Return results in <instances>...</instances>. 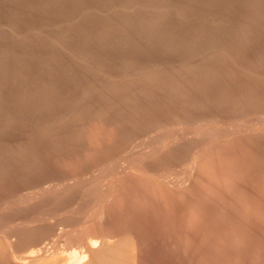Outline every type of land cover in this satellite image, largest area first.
Instances as JSON below:
<instances>
[{
  "label": "rangeland",
  "instance_id": "obj_1",
  "mask_svg": "<svg viewBox=\"0 0 264 264\" xmlns=\"http://www.w3.org/2000/svg\"><path fill=\"white\" fill-rule=\"evenodd\" d=\"M263 21L264 0H0V256L5 254L0 257V264L2 262L7 264L6 253L10 249L21 247L27 251L29 246L38 245V242L34 244L37 238L42 239L38 240V246L47 244L45 246L48 248L47 252L51 253L55 249H66L70 246L80 250L84 243L81 241L94 234L95 237H103L107 233L106 236L123 239L127 231L131 234L136 232L134 235L142 237L139 239L142 244L138 240L139 246L142 245L139 254L142 258H139L137 264H264ZM226 48L230 49L227 51ZM98 84L102 85L101 88ZM208 86L210 89L207 88ZM218 106L220 109L217 108ZM87 120L96 121L90 124ZM83 123L86 125L84 126ZM93 124L98 125L95 126L97 127L95 130ZM91 126L92 129L89 128ZM223 128L228 131L231 129L230 132L233 134L227 136ZM90 129L95 132L93 135ZM222 130L225 136L220 134ZM89 131L91 133L86 135ZM211 133H215L214 136ZM89 136L91 142H87ZM162 144L164 146L168 144L167 152L166 150L160 152L162 155L164 153L163 157L157 151ZM183 146L184 149H181ZM171 147L174 150L178 148L181 155ZM200 149L206 150L204 153L206 155L200 153L199 159L198 153L202 152ZM216 150L219 152L216 153ZM154 151L161 156L157 157L159 154L156 153L158 154L156 156ZM239 152H242L241 155ZM225 153L227 154L224 155ZM165 154H169V157ZM175 155L178 156L177 159ZM205 157H209L206 163ZM223 157L226 159L224 160ZM202 158V162L206 165L212 161L210 167L207 165L209 169L201 163ZM198 160L200 161L198 163L205 167L199 166ZM113 163H117L120 169ZM156 163L159 164L157 167ZM213 163L217 170L222 167L223 171H220L229 179L222 176V173L214 168ZM141 167H144V172L148 171V173H144ZM207 169L209 172L216 170L215 174L221 175L222 181L225 180L226 183L219 180L220 185H216L219 181L215 180H218L216 177L219 176L212 172L213 175H209L211 173L208 171L204 174ZM118 170L121 171L117 172ZM120 173L123 174L121 176L123 179ZM207 174L209 177L214 176L213 179L211 178L214 184L209 183L210 178ZM114 175L119 176L121 182L114 184L113 193L107 195L103 186L117 178ZM204 176L209 178L207 179L209 182ZM191 177L193 179L196 177L195 181ZM198 184L199 186H196ZM163 185H166L167 190L171 188L169 190L171 194L164 195L166 189H163ZM45 186L54 191L52 189L49 191L50 189ZM100 190L105 191L98 194ZM28 191L31 194H38L39 197L24 199V195L30 193ZM40 192L42 195L39 194ZM105 194L106 196L102 197ZM178 194L181 196L187 194L185 197L187 199L183 196L178 197ZM16 199L23 200L22 204L20 201L16 202ZM154 203L157 205H153ZM99 206L101 208H98ZM95 214L96 216H93ZM29 226L34 229L31 227L29 229ZM188 230L189 232H186ZM167 233L168 236H165ZM75 238H79L77 241L82 240L77 242ZM30 239L34 243H31ZM5 240H8L11 246L7 245ZM40 241L44 242L40 244ZM15 243H19L20 246L16 244L19 246L16 247L13 245ZM23 243L24 246L21 245ZM77 246H80V249ZM50 248L52 251H49Z\"/></svg>",
  "mask_w": 264,
  "mask_h": 264
},
{
  "label": "bare ground",
  "instance_id": "obj_2",
  "mask_svg": "<svg viewBox=\"0 0 264 264\" xmlns=\"http://www.w3.org/2000/svg\"><path fill=\"white\" fill-rule=\"evenodd\" d=\"M123 2V1H122ZM126 2V1H125ZM246 18V17H245ZM251 18H253V17H251ZM242 19V18H241ZM244 19V18H243ZM254 19V18H253ZM260 19V18H259ZM233 20H235V19H233ZM257 20V19H256ZM237 21V20H236ZM247 21V20H246ZM241 22V21H240ZM248 22V21H247ZM246 22V23H247ZM264 22V21H263ZM237 23V22H236ZM255 23V22H254ZM258 23V22H257ZM251 24V26H252V23H250ZM263 24V23H262ZM244 25V24H243ZM237 26V25H236ZM254 26V25H253ZM243 31V30H242ZM245 31V30H244ZM248 32V31H247ZM245 33V32H244ZM185 35V34H184ZM213 35V34H212ZM234 35V34H233ZM246 35V34H245ZM206 36V35H205ZM188 37H189V35H188ZM196 37H198L197 35H196ZM200 37H201V35H200ZM244 37V36H243ZM54 38V37H53ZM160 38V37H159ZM165 38V37H164ZM214 38V37H213ZM216 38V37H215ZM219 38V37H218ZM239 38V37H238ZM237 38V39H238ZM189 39V38H188ZM191 39V38H190ZM194 39V38H193ZM210 39V38H209ZM242 39V38H241ZM168 40V39H167ZM213 40V39H212ZM218 40V39H217ZM240 40V39H239ZM243 40V39H242ZM162 41V40H161ZM189 41V40H188ZM203 41V40H202ZM221 41V40H220ZM219 41V42H220ZM227 41H229V40H227ZM234 41H236V39L234 40ZM164 42V41H163ZM169 42V41H168ZM218 42V43H219ZM223 42V41H222ZM239 42V41H238ZM237 42V43H238ZM180 43V42H179ZM202 43H204V42H202ZM217 43V44H218ZM229 43V42H228ZM234 43V42H233ZM166 44V43H165ZM193 44V43H192ZM197 44V43H196ZM212 44V43H211ZM221 44V43H220ZM241 44H242V42H241ZM219 45V44H218ZM225 45V44H224ZM224 45H223V47H224ZM230 45V44H229ZM190 46V45H189ZM194 46V45H193ZM240 46L241 45H239V48H240ZM183 47V46H182ZM188 46H186V48H187ZM195 47V46H194ZM200 47V46H199ZM206 47V46H205ZM234 46H232V48H233ZM221 48V47H220ZM220 48H218L219 50H220ZM242 48V47H241ZM257 48V47H256ZM196 49V48H195ZM203 49V48H202ZM210 49V48H209ZM227 49V48H226ZM230 49V48H229ZM229 49H227V51L229 50ZM235 49V48H234ZM243 49V48H242ZM174 50V49H173ZM188 50H190V49H188ZM199 50H201V49H199ZM198 50V51H199ZM205 50V49H204ZM253 50H254V48H253ZM256 50V49H255ZM214 51V50H213ZM212 51V52H213ZM222 51H223V48H222ZM245 51V50H244ZM260 51V50H259ZM259 51H257V52H259ZM190 52V51H189ZM215 52V51H214ZM218 52V51H217ZM239 52V51H238ZM256 52V51H255ZM179 53V52H178ZM183 53V52H182ZM193 53V52H192ZM240 53V52H239ZM245 53V52H244ZM244 53H241V54H244ZM247 53V52H246ZM187 55H189V53H186ZM218 54V53H217ZM257 54V53H256ZM210 55V54H209ZM213 55V54H212ZM252 55H253V53H252ZM251 55V56H252ZM182 56V55H181ZM216 56V55H215ZM218 56V55H217ZM225 56V55H224ZM179 57V56H178ZM198 57V56H197ZM211 57V56H210ZM239 57H241V56H239ZM250 57V56H249ZM255 57V56H254ZM180 58V57H179ZM191 58V57H190ZM203 58V57H202ZM214 58V57H213ZM221 58V57H220ZM225 58V57H224ZM255 58H257V56L255 57ZM184 59V58H183ZM182 59V60H183ZM194 59V58H193ZM208 59V58H207ZM206 59V60H207ZM216 59H219V58H216ZM226 59H228V58H226ZM243 59V58H242ZM246 59V58H245ZM247 59H248V57H247ZM84 60V59H83ZM176 60V59H175ZM210 60V59H209ZM252 60V59H251ZM250 60V61H251ZM163 61V60H162ZM194 61V60H193ZM245 61V60H244ZM253 61V60H252ZM158 62H160V61H158ZM169 62V61H168ZM183 62V61H182ZM187 62H189V60L187 61ZM220 62V61H219ZM179 63H181V62H179ZM204 63V62H203ZM206 63V62H205ZM213 63H215V62H213ZM218 63V62H217ZM246 63V62H245ZM262 63V62H261ZM147 64H149V63H147ZM163 64V63H162ZM184 64V63H183ZM190 64H191V62H190ZM195 64V63H194ZM219 64H221V63H219ZM223 64V63H222ZM235 64H236V60H235ZM238 64V63H237ZM240 64V63H239ZM126 65V64H125ZM159 65V64H158ZM168 65V64H167ZM206 65V64H205ZM211 65V64H210ZM234 65V64H233ZM264 65V64H263ZM139 66H141V65H139ZM143 66H145V65H143ZM194 66V65H193ZM195 66H197L196 64H195ZM194 66V67H195ZM201 66V65H200ZM216 66V65H215ZM232 66V65H231ZM239 66V65H238ZM125 67V66H124ZM131 67H132V64H131ZM135 67V66H134ZM99 68V67H98ZM128 68V67H127ZM142 68V67H141ZM147 68V67H146ZM170 68V67H169ZM189 68H190V66H189ZM192 68V67H191ZM205 68H207V67H204V69ZM212 68V67H211ZM217 68V67H216ZM236 68V67H235ZM257 68H258V66H257ZM123 69V68H122ZM129 69V68H128ZM138 69V68H137ZM136 69V70H137ZM183 69V68H182ZM200 70H201V68H199ZM241 69V68H240ZM126 70V69H125ZM170 70V69H169ZM184 70V69H183ZM195 70V69H194ZM206 70H208V69H206ZM214 70H216V69H214ZM218 70V69H217ZM216 70V71H217ZM220 70H222L221 68H220ZM260 70V69H259ZM128 71V70H127ZM132 71V70H131ZM170 71H172V70H170ZM264 71V70H263ZM262 71V72H263ZM130 72V71H129ZM143 72V71H142ZM186 72H188V71H186ZM192 72V71H191ZM194 72V71H193ZM203 72V71H202ZM126 73V72H125ZM137 73V72H136ZM145 73V72H144ZM153 73V72H152ZM151 73V74H152ZM211 73V72H210ZM249 73V72H248ZM122 74V73H121ZM135 74V73H134ZM155 74H157V73H155ZM154 74V75H155ZM192 74V73H191ZM190 74V75H191ZM264 74V73H263ZM132 75V74H131ZM149 75V74H148ZM203 75H205V74H203ZM210 75V74H209ZM133 76V75H132ZM170 76V75H169ZM252 76V75H251ZM250 76V77H251ZM263 76V75H262ZM131 77V76H130ZM128 78V77H127ZM164 78V77H163ZM178 78V77H177ZM189 78V77H188ZM212 78V77H211ZM179 79V78H178ZM193 79V78H192ZM203 79V78H202ZM200 81V80H199ZM203 81H204V79H203ZM179 82V81H178ZM183 82V81H182ZM193 82V81H192ZM207 81H205V83H206ZM165 83V82H164ZM190 83H191V80H190ZM203 83V82H202ZM225 83V82H224ZM223 83V84H224ZM236 83V82H235ZM189 84V83H188ZM199 84V83H198ZM234 84V83H233ZM242 84V83H241ZM240 84V85H241ZM162 85H164L163 84V82H162ZM168 85H170V84H168ZM176 85V84H175ZM194 85H195V83H194ZM204 85V84H203ZM207 85V84H206ZM258 85V84H257ZM98 86H100V88H101V86L102 85H99L98 84ZM161 86V85H160ZM170 86H172V85H170ZM179 86H183V85H179ZM189 86V85H188ZM200 86V85H199ZM211 86V85H210ZM227 86V85H226ZM229 86H231V85H229ZM251 86V85H250ZM253 86V85H252ZM105 87V86H104ZM162 87V86H161ZM192 87V86H191ZM195 87V86H194ZM204 87V86H203ZM214 87H216V86H214ZM221 87V86H220ZM238 87H239V85H238ZM97 88V87H96ZM186 88H188V87H186ZM201 88V87H200ZM208 89H210L209 88V86L207 87ZM218 88V87H217ZM175 89V88H174ZM180 89H182V88H180ZM197 89V88H196ZM215 89V88H214ZM219 89V88H218ZM221 90H223L222 88H220ZM219 89V90H220ZM225 89V88H224ZM231 89V88H230ZM256 89V88H255ZM258 89V88H257ZM168 90H170V89H168ZM187 90V89H186ZM239 90V89H238ZM249 90H251V89H249ZM264 90V89H263ZM173 91V90H172ZM184 91V90H183ZM253 91H254V89H253ZM176 92V91H175ZM180 92V91H179ZM186 92V91H185ZM188 92V91H187ZM191 92V91H190ZM212 92V91H211ZM214 92V91H213ZM217 92H218V90H217ZM227 92H229V91H227ZM189 93V92H188ZM192 93V92H191ZM220 93H221V91H220ZM219 93V94H220ZM226 93V92H225ZM230 93V92H229ZM233 93V92H232ZM207 94V93H206ZM209 94V93H208ZM212 94V93H211ZM214 94V93H213ZM191 95V94H190ZM217 95V94H216ZM222 95V94H221ZM254 95V94H253ZM195 96V95H194ZM201 96H203V95H201ZM207 96V95H206ZM210 96V95H209ZM225 96V95H224ZM228 96V95H227ZM251 96V95H250ZM165 97V96H164ZM190 97V96H189ZM188 97V98H189ZM199 97H200V95H199ZM216 97V96H215ZM214 97V98H215ZM221 97V96H220ZM220 97L218 98L217 97V99H220ZM229 97V96H228ZM242 97V96H241ZM183 98V97H182ZM181 98V99H182ZM191 98H194V97H191ZM201 98V97H200ZM199 98V99H200ZM213 98V97H212ZM225 98V97H224ZM230 98V97H229ZM254 98V97H253ZM131 100H132V98H130ZM135 99V98H134ZM186 99V98H185ZM203 99V98H202ZM231 99V98H230ZM244 99V98H243ZM245 99H247V98H245ZM184 100V99H183ZM187 100V99H186ZM211 100V99H210ZM216 100V99H215ZM222 100V99H221ZM224 100V99H223ZM226 100V99H225ZM228 100V99H227ZM259 100V99H258ZM134 101V100H133ZM189 101V100H188ZM204 101V100H203ZM207 101V100H206ZM220 101V100H219ZM230 101V100H229ZM228 101V102H229ZM233 101V100H232ZM209 102V101H208ZM207 102V103H208ZM215 102V101H214ZM239 102V101H238ZM243 102V101H242ZM248 102V101H247ZM252 102H253V100H252ZM179 103V102H178ZM177 103V104H178ZM227 103V102H226ZM232 103V102H231ZM261 103V102H260ZM131 104V103H130ZM182 104H184V103H182ZM201 104V103H200ZM214 104H217V103H214ZM238 104V103H237ZM188 105V104H187ZM193 105V104H192ZM208 105H210V104H208ZM220 105V104H219ZM227 105H228V103H227ZM96 106H99V105H96ZM126 106V105H125ZM178 106H179V104H178ZM188 106H190V105H188ZM198 106V105H197ZM204 106V105H203ZM215 106V105H214ZM224 106V105H223ZM229 106H231V105H229ZM255 106V105H254ZM257 106V105H256ZM95 107V106H94ZM127 107V106H126ZM210 107V106H209ZM213 107V106H212ZM221 107V106H220ZM233 107V106H232ZM236 107H237V105H236ZM99 108V107H98ZM101 108V107H100ZM99 108V109H100ZM175 108V107H174ZM179 108V107H178ZM177 108V109H178ZM195 108V107H194ZM207 108V107H206ZM215 108V107H214ZM217 108H219V106L217 107ZM240 108V107H239ZM256 108V107H255ZM94 109V108H93ZM98 109V110H99ZM126 109V108H125ZM134 109V108H133ZM176 109V108H175ZM203 109V108H202ZM220 109V108H219ZM227 109V108H226ZM230 109V108H229ZM237 109V108H236ZM263 109V108H262ZM132 110V109H131ZM166 110V108H164V111ZM170 110V109H169ZM185 110H186V108H185ZM251 110V109H250ZM260 110V109H259ZM100 111V110H99ZM184 111V110H183ZM209 111V110H208ZM125 112V111H124ZM168 112H170V111H168ZM205 112V111H204ZM218 112H220L219 110H218ZM223 112H224V110H223ZM226 112V111H225ZM246 112V111H245ZM263 112V111H262ZM93 113V112H92ZM100 113V112H99ZM102 113V112H101ZM127 113V112H126ZM130 113H132V112H130ZM161 113V112H160ZM167 113V112H166ZM178 113V112H177ZM186 113V112H185ZM188 113V112H187ZM186 113V114H187ZM201 113V112H200ZM199 113V114H200ZM221 113V112H220ZM234 113H235V111H234ZM233 113V114H234ZM251 113V112H250ZM258 113V112H257ZM91 114V113H90ZM96 114H98V113H96ZM156 115H158L157 113H155ZM162 114V113H161ZM168 114V113H167ZM183 114V113H182ZM191 114H192V112H191ZM191 114H189V115H191ZM196 114V113H195ZM205 114V113H204ZM219 114V113H218ZM229 114V113H228ZM232 114V115H233ZM264 114V113H263ZM128 115H129V113H128ZM144 115V114H143ZM165 116H166V114H164ZM172 115V114H171ZM185 115V114H184ZM201 115V114H200ZM212 115V114H211ZM221 115V114H220ZM96 116V115H95ZM94 116V117H95ZM97 116H99V115H97ZM100 116H101V114H100ZM103 116V115H102ZM126 116V115H125ZM130 116V115H129ZM149 116V115H148ZM153 116V115H152ZM174 115H172V117H173ZM195 116H197V115H195ZM194 116V117H195ZM208 116V115H207ZM228 116V115H227ZM241 116V115H240ZM89 117V116H88ZM91 117V116H90ZM104 117V116H103ZM121 117H122V115H121ZM156 117V116H155ZM167 117V116H166ZM171 117V118H172ZM176 117V116H175ZM182 117V116H181ZM184 117V116H183ZM205 117V116H204ZM212 117V116H211ZM231 117V116H230ZM81 117H79V119H80ZM132 118V117H131ZM145 118V117H144ZM152 118V117H151ZM161 118V117H160ZM163 118H164V116H163ZM162 118V119H163ZM174 118V117H173ZM189 118V117H188ZM187 117H186V119H188ZM192 118V117H191ZM190 118V119H191ZM201 118V117H200ZM209 118V117H208ZM220 118V117H219ZM223 118V117H222ZM235 118V117H234ZM82 119V118H81ZM80 119V120H81ZM90 119V118H89ZM99 119V118H98ZM129 119V118H128ZM147 119V118H146ZM168 119V118H167ZM170 119V118H169ZM176 119V118H175ZM195 119V118H194ZM100 120V119H99ZM121 120V119H120ZM122 120H123V118H122ZM130 120V119H129ZM145 120V119H144ZM151 120V119H150ZM156 120V119H155ZM165 120V119H164ZM197 120V119H196ZM202 120V119H201ZM208 120V119H207ZM82 121V120H81ZM87 121H89V120H87ZM92 121H94V120H92ZM90 122V124L91 123H93V122ZM96 121V120H95ZM94 121V122H95ZM148 121H149V119H148ZM148 121H146V122H148ZM151 121H153V120H151ZM163 121V120H162ZM167 121V120H166ZM181 121V120H180ZM183 121V120H182ZM189 121V120H188ZM194 121V120H193ZM192 120H191V122H193ZM206 121V120H205ZM211 121V120H210ZM250 121V120H249ZM263 121V120H262ZM84 122V121H83ZM101 122H102V120H101ZM128 122V121H127ZM135 122V121H134ZM140 122V121H139ZM154 122V121H153ZM160 122V121H159ZM158 122V123H159ZM169 122V121H168ZM190 122V123H191ZM202 122V121H201ZM79 123V122H78ZM104 123H106V121L104 122ZM155 123V122H154ZM163 123V122H162ZM200 123V122H199ZM210 123V122H209ZM219 123V122H218ZM248 123H250V122H248ZM255 123V122H254ZM259 123H260V121H259ZM262 123V122H261ZM84 124V123H83ZM96 124H97V122H96ZM123 124V123H122ZM121 124V125H122ZM128 124V123H127ZM130 124V123H129ZM128 124V125H129ZM135 124V123H134ZM138 124V123H137ZM136 124V125H137ZM144 124H145V122H144ZM206 124V123H205ZM264 124V123H263ZM86 124H84V126H85ZM88 125V124H87ZM94 125V124H93ZM99 125H100V123H99ZM140 125H141V123H140ZM159 125V124H158ZM180 125V124H179ZM199 125V124H198ZM222 125V124H221ZM227 125V124H226ZM241 125V124H240ZM246 125V124H245ZM83 126V125H82ZM95 126H98V125H94L93 127V129L95 130L96 128H95ZM105 127H106V125H104ZM109 126H111V125H109ZM154 126V125H153ZM156 126V125H155ZM154 126V127H155ZM235 126V125H234ZM237 126H238V124H237ZM250 126V125H249ZM258 126V125H257ZM261 126V125H260ZM147 127H149V126H147ZM157 127V126H156ZM196 127V126H195ZM221 127V126H220ZM226 127V126H225ZM240 127V126H239ZM244 127V126H243ZM89 128H91L92 129V126L91 127H89ZM101 128V127H100ZM99 128V129H100ZM111 128H114V127H111ZM163 128H164V126H163ZM213 128V127H212ZM216 129H217V126L215 127ZM233 128V127H232ZM252 128V127H251ZM257 128V127H256ZM90 129V131H92ZM98 129V130H99ZM115 129V128H114ZM129 129V128H128ZM149 129V128H148ZM152 129V128H151ZM159 129V128H158ZM168 129V128H167ZM171 129V128H170ZM198 129H200V128H198ZM206 129V128H205ZM214 129V128H213ZM215 129V130H216ZM224 129V128H223ZM234 129V128H233ZM255 129V128H254ZM85 130H86V128H85ZM85 130H83V131H85ZM89 130V129H88ZM104 130V129H103ZM133 130V129H132ZM172 130H173V128H172ZM181 130V129H180ZM187 130V129H186ZM215 130H211V131H215ZM224 130H226V129H224ZM224 130H222V132L220 133V134H223V133H225V132H223ZM230 131H231V129H229ZM256 130V129H255ZM78 131V130H77ZM88 132V134H86L85 132V134L86 135H89V133H91V132ZM97 131V130H96ZM102 131V130H101ZM108 130H106V133H108L107 132ZM110 131V130H109ZM121 130H119V132H120ZM141 131V130H140ZM149 131V130H148ZM175 131V130H174ZM188 131V130H187ZM193 131V130H192ZM202 131H204V130H202ZM211 131H208L209 133L211 132ZM220 131V130H219ZM228 130H226V134H227V136L228 135H232L233 134V132H230V131H228ZM239 131V130H238ZM257 131V130H256ZM261 131V130H260ZM263 131V130H262ZM93 132L94 131H92V134L91 135H93ZM98 132V131H97ZM103 132V131H102ZM122 132V131H121ZM125 132H126V130H125ZM131 132V131H130ZM135 132V131H134ZM137 132V131H136ZM139 132V131H138ZM142 132H144V130L142 131ZM147 132V131H146ZM179 132V131H178ZM181 132V131H180ZM185 132V131H184ZM201 132V131H200ZM216 132V131H215ZM95 133V132H94ZM99 133V132H98ZM105 133V132H104ZM113 133V132H112ZM123 133V132H122ZM192 133V132H191ZM190 133V134H191ZM194 133V132H193ZM197 133V132H196ZM204 133V132H203ZM202 133V134H203ZM217 133H219L218 131H217ZM234 133H235V131H234ZM237 133V132H236ZM261 133V132H260ZM103 134V133H102ZM121 134V133H120ZM131 134V133H130ZM139 134V133H138ZM149 134V133H148ZM182 134V133H181ZM211 134H213V136H214V134L215 133H211ZM84 135V134H83ZM97 135V134H96ZM122 135V134H121ZM165 135V134H164ZM178 135H179V133H178ZM184 135V134H183ZM224 136H225V134H223ZM255 135V134H254ZM98 136V135H97ZM103 136V135H102ZM119 136V135H118ZM129 136V135H128ZM150 135H148V137H149ZM160 136V135H159ZM196 136H198V135H196ZM202 136V135H201ZM205 136H207V135H205ZM205 136H203V137H205ZM216 136V135H215ZM238 136V135H237ZM249 136H251V135H249ZM88 137V136H87ZM94 137V136H93ZM92 137V138H93ZM105 137H106V135H105ZM109 137V136H108ZM110 137H112V135H110ZM125 137V136H124ZM135 137V136H134ZM133 137V138H134ZM145 137V136H144ZM154 137V136H153ZM174 137H176V136H174ZM202 137V138H203ZM209 137H210V135H209ZM89 138H90V136H89ZM98 138V137H97ZM104 138V137H103ZM102 138V139H103ZM121 138V137H120ZM132 138V137H131ZM139 138V137H138ZM180 138H182V137H180ZM217 138H219V137H217ZM223 138V137H222ZM99 139H101V137L99 138ZM110 140H111V138H109ZM142 139V138H141ZM140 139V140H141ZM147 139V138H146ZM161 139V138H160ZM167 139V138H166ZM173 139V138H172ZM176 139V138H175ZM193 139V138H192ZM212 139V138H211ZM238 139V138H237ZM256 139V138H255ZM87 140V139H86ZM91 140V138L89 139V141H87V142H91L90 141ZM108 140V139H107ZM106 140V141H107ZM128 140V139H127ZM132 140V139H131ZM199 140V139H198ZM205 140V139H204ZM222 140V139H221ZM247 140V139H246ZM259 140V139H258ZM100 141V140H99ZM118 141H119V139H118ZM117 141V142H118ZM137 141H139V139L137 140ZM158 141V140H157ZM160 141V140H159ZM168 141V140H167ZM180 141V140H179ZM212 141V140H211ZM227 141V140H226ZM229 141V140H228ZM261 141H262V138H261ZM260 141V142H261ZM95 142H96V140H95ZM104 142V141H103ZM121 142H123V141H121ZM171 142V141H170ZM173 142V141H172ZM187 142V141H186ZM209 142V141H208ZM251 142V141H250ZM259 142V141H258ZM83 143V142H82ZM129 143H131V142H129ZM140 143V142H139ZM164 143V142H163ZM168 143V142H167ZM174 143V142H173ZM181 143V142H180ZM204 143V142H203ZM229 143V142H228ZM81 144V143H80ZM91 144V143H90ZM94 144V143H93ZM102 144V143H101ZM104 144V143H103ZM124 144H126V143H124ZM152 144V143H151ZM191 144V143H190ZM204 144H206V143H204ZM210 144V143H209ZM217 144H219V143H217ZM221 144V143H220ZM225 144V143H224ZM235 144V143H234ZM253 144V143H252ZM256 144V143H255ZM254 144V145H255ZM92 145V144H91ZM97 145H100V144H97ZM96 145V146H97ZM135 146H136V143L134 144ZM169 145H170V143H169ZM184 145V144H183ZM189 145V144H188ZM243 145V144H242ZM256 145H258V144H256ZM261 145V144H260ZM81 146H83V145H81ZM87 146V145H86ZM148 146H150V145H148ZM166 146H167V148H168V144L167 145H163L162 144V147L159 149V150H157L159 153L160 152H162L163 150H166ZM176 146V145H175ZM190 146V145H189ZM193 146V145H192ZM204 146V145H203ZM239 146V145H238ZM249 146V145H248ZM92 147H94V146H92ZM147 147V146H146ZM154 147V146H153ZM159 147V146H158ZM170 147V146H169ZM177 147V146H176ZM196 147V146H195ZM194 147V148H195ZM221 147V146H220ZM243 147V146H242ZM84 148V147H83ZM87 148V147H86ZM99 148V147H98ZM129 148V147H128ZM127 148V149H128ZM134 148V147H133ZM151 148V147H150ZM157 148V147H156ZM188 148V147H187ZM193 148V149H194ZM213 148H215V147H213ZM217 148V147H216ZM89 149V148H88ZM126 149V150H127ZM131 149V148H130ZM154 150H155V148H153ZM171 149H172V147H171ZM178 149V148H177ZM176 149V150H177ZM180 149V148H179ZM181 149H184V146H183V148H181ZM189 149V148H188ZM192 149V150H193ZM199 149V148H198ZM204 149V148H203ZM201 150L202 152H199L198 150H195V151H197V152H199L198 154L200 155H198L196 152H193L194 154L196 153L198 156H199V159H200V157H201V154L203 153H205V151L206 150ZM206 149V148H205ZM219 149V148H218ZM227 149V148H226ZM242 149V148H241ZM82 150H84V149H82ZM92 150V149H91ZM125 150V151H126ZM169 150V149H168ZM172 150H174V149H172ZM176 150H174V151H176ZM220 150V149H219ZM219 150H216V153H218L219 152ZM87 151V150H86ZM130 151V150H129ZM178 151V150H177ZM204 151V152H203ZM213 151V150H212ZM218 151V152H217ZM228 151V150H227ZM242 151V150H241ZM251 151V150H250ZM249 151V152H250ZM85 152V151H84ZM139 152V151H138ZM138 152H136V154L138 153ZM147 152V151H146ZM158 152H156V151H154L153 153L156 155V153H158ZM163 152H165V151H163ZM166 152H167V150H166ZM169 152V151H168ZM182 152V151H181ZM221 152V151H220ZM244 152V151H243ZM143 153V152H142ZM149 153H150V151H149ZM152 153V152H151ZM152 153V154H153ZM158 153V154H159ZM178 153H179V151H178ZM201 153V154H200ZM242 153V152H241ZM241 153L239 152V154L241 155ZM247 153H248V151H247ZM262 153V152H261ZM135 154V153H134ZM151 154V155H152ZM153 154V155H154ZM157 154V155H158ZM161 154V153H160ZM156 155L157 157H159V156H161V155ZM175 154V153H174ZM180 154V153H179ZM190 154V153H189ZM213 154H215V153H213ZM220 154V153H219ZM227 153H225L224 155H226ZM234 154V153H233ZM238 154V153H237ZM246 154V153H245ZM112 155H114V154H112ZM147 155V154H146ZM145 155V156H146ZM154 155V156H155ZM166 155V154H165ZM169 154H167L166 156H168ZM178 155V154H177ZM181 155V154H180ZM193 155V154H192ZM197 155H195V157L197 156ZM204 155H206V154H204ZM210 155V154H209ZM208 155V156H209ZM250 155V154H249ZM150 155H148V157H149ZM153 156V157H154ZM164 156V153H163V155H162V157ZM173 156V155H172ZM172 156H170V157H172ZM176 156V155H175ZM218 156V155H217ZM233 156V155H232ZM257 156H259V155H257ZM134 157H137V156H135L134 155ZM169 157V156H168ZM168 157H166V158H168ZM177 157L178 156H176L175 158L177 159ZM181 157V156H180ZM182 157H184L183 156V154H182ZM191 157V156H190ZM194 157V158H195ZM202 157H203V155H202ZM210 157H212L211 155H210ZM221 157V156H220ZM225 157H227V156H225ZM150 158H152V156L150 157ZM194 158H193V160H194ZM197 159H198V157H196ZM206 158V157H205ZM207 158H209V157H207ZM206 158V159H207ZM217 157H215V159H216ZM224 158V157H223ZM109 159H110V157H109ZM126 159V158H125ZM172 159H174V158H172ZM186 159V158H185ZM226 158H224V160H225ZM245 159V158H244ZM255 159V158H254ZM258 159V158H257ZM106 160H107V158H106ZM132 160V159H131ZM164 161H165V159H163ZM167 160V159H166ZM188 160V159H187ZM196 160V159H195ZM202 160H203V158L201 159V163H203L202 162ZM222 159H220V161H221ZM246 160V159H245ZM126 161V160H125ZM150 161H151V159H150ZM153 161V160H152ZM189 161V160H188ZM219 161V162H220ZM223 161V160H222ZM234 161V160H233ZM236 161V160H235ZM109 162H111V161H109ZM115 162V161H114ZM130 162V161H129ZM134 162H135V160H134ZM133 162V163H134ZM140 162V161H139ZM145 162V161H144ZM157 162H159V161H157ZM174 162V161H173ZM190 162V161H189ZM200 163V161L198 160L197 161V164L199 165V166H209V164L212 162V161H209V164H204V165H200L199 163ZM206 162H208V159L207 160H205V163ZM226 162H228V161H226ZM143 163V162H142ZM146 163V162H145ZM154 163V162H153ZM160 163V162H159ZM171 163V162H170ZM113 164H115L114 166H118L117 165V163H113ZM130 164V163H129ZM128 164V165H129ZM138 164V163H137ZM162 164V163H161ZM193 164V163H192ZM197 164H195L196 166H198ZM223 164V163H222ZM231 164V163H230ZM157 165H159V164H155V166L157 167ZM166 165H168L167 163H166ZM165 165V166H166ZM170 165V164H169ZM172 165H173V163H172ZM178 165H180V164H178ZM213 166L215 165L214 163L212 164ZM211 165V166H212ZM216 165L218 166V163H216ZM221 165V164H220ZM143 166H144V164H143ZM155 166H153V167H155ZM181 166H183V165H181ZM193 166V165H192ZM196 166H195V169H197L196 168ZM204 166V167H205ZM207 166V167H208ZM213 166L211 167V168H213ZM224 166V165H223ZM229 166V165H228ZM238 166H239V164H238ZM250 166V165H249ZM119 167V166H118ZM149 167H150V165H149ZM163 167V166H162ZM176 167V166H175ZM201 167H200V169H201ZM210 167V166H209ZM209 167H208V169H209ZM219 167V166H218ZM230 167V166H229ZM261 167H262V165H261ZM264 167V166H263ZM116 168V167H115ZM122 168V167H121ZM142 168V167H141ZM144 168V167H143ZM141 169V170H143V172H144V169ZM159 168V167H158ZM183 168V167H182ZM189 168V167H188ZM214 168L216 169V167L214 166ZM241 168V167H240ZM244 168V167H243ZM119 169H120V167H119ZM134 169V168H133ZM154 169V168H153ZM190 169V168H189ZM205 169V168H204ZM205 170V173L204 174H206L207 173V171L209 172V170ZM232 169V168H231ZM237 169H238V167H237ZM114 170V169H113ZM116 170V169H115ZM128 170V169H127ZM135 170H136V168H135ZM138 170H139V168H138ZM141 170H140V172H141ZM145 170H147V169H145ZM149 170V169H148ZM164 170H165V168H164ZM169 170V169H168ZM201 170H203V169H201ZM200 170V171H201ZM211 170V169H210ZM214 170V169H213ZM213 170H211V172L212 173H214L215 174V171L217 170H215V171H213ZM220 170H222L223 171V169H222V167H220ZM220 170H217L218 172L220 171ZM261 170V169H260ZM119 171H121V170H118L117 172H119ZM156 171V170H155ZM163 171V170H162ZM184 171V170H183ZM190 171V170H189ZM199 171V172H200ZM222 171H220V174L223 176L224 175V173L222 172ZM236 171V170H235ZM116 172V173H117ZM124 172V171H123ZM135 171H133V173H134ZM136 172H138V171H136ZM150 172V171H149ZM197 172H198V169H197ZM204 172V171H203ZM211 172H209V173H211ZM224 172H228V170H224ZM248 172V171H247ZM132 173V172H131ZM139 173V172H138ZM144 173H148V171L147 172H144ZM153 173V172H152ZM196 173V172H195ZM202 173V172H201ZM208 173V174H209ZM209 174V175H213V174ZM217 173V172H216ZM233 173V172H232ZM237 173V172H236ZM235 173V174H236ZM241 173V172H240ZM243 173V172H242ZM262 173V172H261ZM111 174V173H110ZM129 174V173H128ZM127 174V175H128ZM192 174V173H191ZM190 174V175H191ZM198 174H200V173H198ZM207 174V175H208ZM227 174H229V173H227ZM231 174V173H230ZM116 175V174H115ZM114 175V176H115ZM123 174L122 173H120V177L122 176ZM127 175H125V176H127ZM131 175V174H130ZM145 175V174H144ZM156 175V174H155ZM184 175V174H183ZM193 175V174H192ZM207 175H205L206 177H207ZM209 175H208V177H209ZM216 176H219V177H216V178H218V180H215V178H214V180L215 181H219V180H221L222 181V179L223 178H221L222 176L221 175H219V174H215ZM243 175V174H242ZM246 175H247V173H246ZM250 175V174H249ZM92 176H93V174H92ZM96 176V175H95ZM132 176H133V174H132ZM137 176H139V175H137ZM148 176V175H147ZM167 177H168V175H166ZM197 176V175H196ZM204 176V177H205ZM224 176H226L227 177V175H224ZM229 176H231V175H229ZM107 177H109V176H107ZM112 177V176H111ZM115 177H117V178H114V179H112V181L111 182H109V184L108 185H104V182H103V188L104 189H106V192L108 193H106L107 195H109V193H113V191H114V184H116L117 185V183H120L121 181H119V179H121V178H119V176H115ZM143 177V176H142ZM145 177H146V175H145ZM180 177V176H179ZM198 177V176H197ZM205 177V178H206ZM214 177V176H213ZM213 177H209L210 178V182L207 180V179H209V178H206V180L210 183V184H212L214 181H211V178L213 179ZM226 177H224V179L226 178ZM233 177H234V175H233ZM237 177V176H236ZM105 178V177H104ZM132 178V177H131ZM135 178V177H134ZM138 178V177H137ZM163 178V177H162ZM196 178V177H195ZM194 178V179H195ZM201 178H202V176H201ZM219 178H221V179H219ZM250 178V177H249ZM263 178V177H262ZM123 179V178H122ZM139 179V178H138ZM142 178H140V180H141ZM144 180H145V178H143ZM158 179V178H157ZM176 179V178H175ZM178 179V178H177ZM183 179V178H182ZM191 179H193V177H191ZM193 179V180H194ZM204 179V178H203ZM202 179V180H203ZM227 179H229L228 177H227ZM232 179V178H231ZM240 179V178H239ZM247 179V178H246ZM257 179V178H256ZM99 180V179H98ZM124 180H126V179H124ZM147 180V179H146ZM180 180V179H179ZM198 180V179H197ZM62 181V180H61ZM66 181V180H65ZM91 181V180H90ZM103 181V180H102ZM105 181V180H104ZM116 181H118V182H116ZM129 181V180H128ZM143 181V180H142ZM141 181V182H142ZM159 181V180H158ZM162 181V180H161ZM182 181V180H181ZM195 181V180H194ZM199 181V180H198ZM201 181V180H200ZM205 180H203V182H204ZM228 181V180H227ZM248 181V180H247ZM116 182V183H115ZM130 182H131V179H130ZM157 182V181H156ZM186 182V181H185ZM202 182V183H203ZM222 182H224V183H226V181L225 180H223ZM240 182V181H239ZM246 182V181H245ZM260 182V181H259ZM59 183H61V182H59ZM66 183V182H65ZM64 183V184H65ZM106 183V182H105ZM126 183V182H125ZM128 183V182H127ZM151 182H149V184H150ZM201 183V182H200ZM204 183H207V182H204ZM208 183V185H210ZM215 183V182H214ZM213 183V184H214ZM220 181L218 182V184H216V185H220ZM223 183V184H224ZM248 183V182H247ZM263 183V182H262ZM53 184V183H52ZM51 184V185H52ZM64 184H63V186H64ZM152 184V183H151ZM178 184V183H177ZM191 184H193V181H192V183ZM190 184V185H191ZM195 184V183H194ZM228 184V183H227ZM230 184V183H229ZM255 184H256V182H255ZM50 185V184H49ZM61 185V184H60ZM69 185H70V181H69ZM73 185V184H72ZM125 185V184H124ZM128 185H129V183H128ZM132 185V184H131ZM136 185V184H135ZM138 185V184H137ZM143 185V184H142ZM159 185V184H158ZM184 185V184H183ZM201 185V184H200ZM207 185V186H208ZM233 185V184H232ZM247 185V184H246ZM260 185V184H259ZM33 186V185H32ZM66 186H68L67 184H66ZM122 186V185H121ZM133 186V185H132ZM146 186V185H145ZM149 186V185H148ZM151 186V185H150ZM164 186V190H165V194L164 195H168V194H171V191L169 192V190L171 189H168L167 190V187H166V185H163ZM173 186V185H172ZM171 186V187H172ZM186 186H188V185H186ZM193 186V185H192ZM192 186H191V188H192ZM196 186H199V184L198 185H196ZM202 186V185H201ZM229 186V185H228ZM231 186V185H230ZM256 186V185H255ZM34 187H36V186H34ZM34 187H32V189L34 188ZM38 187V186H37ZM46 188L48 187V186H45ZM49 187H51V186H49ZM54 187V186H53ZM156 187V186H155ZM160 187V186H159ZM169 187H170V185H169ZM168 187V188H169ZM174 187V186H173ZM212 187V186H211ZM216 187H218V186H216ZM245 187H247V186H245ZM257 187H259V186H257ZM31 188V187H30ZM40 188V187H39ZM38 188V189H39ZM55 188V187H54ZM61 187H59V189H60ZM65 188V187H64ZM67 188V187H66ZM65 188V189H66ZM101 188H102V186H101ZM120 188H122V187H120ZM127 188H130V187H127ZM134 188V187H133ZM142 188V187H141ZM146 188H147V186H146ZM149 188V187H148ZM158 188V187H157ZM187 188H189V187H187ZM195 188V187H194ZM201 188V187H200ZM213 188V187H212ZM239 188V187H238ZM248 188V187H247ZM250 188V187H249ZM29 189V188H28ZM43 188H41V190H42ZM47 189H50L49 191H51V189L52 188H47ZM135 190H136V188H134ZM151 189V188H150ZM173 189V188H172ZM184 189H186V187L184 188ZM183 189V190H184ZM199 189V188H198ZM34 190V189H33ZM33 190H32V192H33ZM53 190V189H52ZM55 190H56V188H55ZM125 190V189H124ZM123 190V191H124ZM143 190H144V187H143ZM145 190H148V189H145ZM154 190V189H153ZM179 190V189H178ZM180 190H181V188H180ZM200 190V189H199ZM202 190V189H201ZM213 190V189H212ZM224 190V189H223ZM228 190V189H227ZM232 190V189H231ZM241 191H242V189H240ZM240 190H239V192H240ZM38 191V190H37ZM45 191V190H44ZM54 191V190H53ZM52 191V192H53ZM59 191V190H58ZM63 191H65V190H63ZM104 192L103 190H100L99 191V193L98 194H101L102 192ZM128 191H129V189H128ZM139 191V190H138ZM159 191V190H158ZM168 191V193L166 194V192ZM196 191V190H195ZM198 191V190H197ZM196 191V192H197ZM218 191V190H217ZM251 191V190H250ZM27 192V191H26ZM28 192H30V191H28ZM35 192V191H34ZM39 192V191H38ZM42 192V191H41ZM41 192L39 193V194H41ZM119 192V191H118ZM157 192V191H156ZM163 193H164V191H162ZM173 192V191H172ZM181 191H179V193H180ZM191 192V191H190ZM193 192V191H192ZM205 192V191H204ZM216 192V191H215ZM234 192V191H233ZM256 192V191H255ZM262 192V191H261ZM22 193V192H21ZM43 193V195H44V192H42ZM51 193V192H50ZM56 193H57V190H56ZM121 193V192H120ZM126 193V192H125ZM130 193H131V191H130ZM129 193V194H130ZM133 194L134 193H136V192H132ZM141 193V192H140ZM177 193H178V191H177ZM187 193V192H186ZM200 193H202V191L200 192ZM227 193V192H226ZM244 193V192H243ZM18 194V193H17ZM23 194V193H22ZM61 194V193H60ZM106 194L104 195V196H102V197H105L106 196ZM124 194V193H123ZM133 194H132V196H133ZM143 194V193H142ZM147 194V193H146ZM154 194V193H153ZM159 194V193H158ZM157 194V195H158ZM214 194V193H213ZM224 194V193H223ZM250 194V193H249ZM16 195V194H15ZM19 195V194H18ZM36 195H38V194H31V192L30 193H26L25 195H24V199H32V198H37V197H39V195L38 196H36ZM42 195V194H41ZM51 195V194H50ZM119 195V194H118ZM149 195V194H148ZM156 195V196H157ZM173 195H174V192H173ZM175 195H176V192H175ZM185 194H182V196H183V198H185L186 196H187V194L184 196ZM192 195V194H191ZM209 195H212V194H209ZM216 195H218V194H216ZM220 195V194H219ZM247 195V194H246ZM17 196V195H16ZM147 196V195H146ZM155 196V195H154ZM172 196V195H171ZM181 197L182 198V196L180 195V194H178V197ZM190 196V195H189ZM193 196V195H192ZM196 196V195H195ZM230 196H231V194H230ZM244 196V195H243ZM41 197V196H40ZM101 197V198H102ZM134 197H135V195H134ZM165 197V196H164ZM173 197H175V196H173ZM194 197V196H193ZM218 197V196H217ZM222 197V196H221ZM227 197V196H226ZM226 197H225V199H226ZM245 197V196H244ZM243 197V198H244ZM247 197H249V196H247ZM10 198V197H9ZM18 198V197H17ZM20 198H21V195H20ZM20 198H18V199H20ZM22 198V199H23ZM124 198V197H123ZM137 198V197H136ZM150 198V197H149ZM167 198V197H166ZM205 198H206V196H205ZM212 198H213V196H212ZM15 199V198H14ZM40 199V198H39ZM115 199V198H114ZM148 199V198H147ZM152 199H154V198H152ZM152 199H149L150 201L152 200ZM158 199V198H157ZM185 199H187V198H185ZM197 199V198H196ZM211 199V198H210ZM235 199V198H234ZM236 199H238V197L236 198ZM242 199V198H241ZM21 200V199H20ZM19 200V201H20ZM37 200V199H36ZM111 199H109V201H110ZM116 200V199H115ZM118 200V199H117ZM120 200V199H119ZM132 200V199H131ZM142 200H144V199H142ZM165 200V199H164ZM195 200V199H194ZM198 200V199H197ZM223 200V199H222ZM227 200V199H226ZM15 201V200H14ZM18 200L16 199V202H17ZM18 201V202H19ZM130 201V200H129ZM146 201V200H145ZM144 201V202H145ZM156 201V200H155ZM185 201V200H184ZM192 201V200H191ZM203 201V200H202ZM205 201H206V199H205ZM208 201V200H207ZM211 201H212V199H211ZM230 201V200H229ZM245 201H247V200H245ZM244 201V202H245ZM21 202V204H22V202H23V200L22 201H20ZM105 202V201H104ZM112 202V201H111ZM119 202V201H118ZM148 202V201H147ZM164 202V201H163ZM179 202H181V200L179 201ZM188 202V201H187ZM7 203H9V202H7ZM15 203V202H14ZM128 203V202H127ZM131 203H133V201L131 202ZM166 203V202H165ZM189 203V202H188ZM203 203V202H202ZM214 203V202H213ZM237 203H239V202H237ZM263 203V202H262ZM18 204V203H17ZM99 205H100V201H99V203H98ZM104 204V203H103ZM107 204V203H106ZM105 204V205H106ZM114 204V203H113ZM135 204V203H134ZM138 204V203H137ZM145 204V203H144ZM150 204V203H149ZM195 204H197V203H195ZM199 204V203H198ZM206 204V203H205ZM254 204H256V202L254 203ZM101 205H102V203H101ZM130 205V204H129ZM136 205V204H135ZM142 205V204H141ZM153 205H157V204H153ZM179 205H181V204H179ZM200 205H202V204H200ZM217 205V204H216ZM232 205V204H231ZM240 205V204H239ZM251 205V204H250ZM262 205V204H261ZM104 206V205H103ZM102 206V207H103ZM116 206V205H115ZM117 206H118V204H117ZM117 206H116V208H117ZM128 206V205H127ZM186 206V205H185ZM184 206V207H185ZM229 206V205H228ZM237 206V205H236ZM235 206V207H236ZM9 207V206H8ZM108 207V206H107ZM137 207H138V205H137ZM140 207V206H139ZM154 207V206H153ZM165 207H166V205H165ZM183 207V206H182ZM191 207V206H190ZM201 207V206H200ZM214 207V206H213ZM225 207V206H224ZM223 207V208H224ZM3 208V207H2ZM98 208H101V206H99ZM131 208V207H130ZM144 208H145V206H144ZM158 208V207H157ZM167 208V207H166ZM179 208V207H178ZM196 208H198V207H196ZM207 208V207H206ZM241 208V207H240ZM240 208H238V209H240ZM258 208V207H257ZM105 209V208H104ZM138 209H140V208H138ZM159 209V208H158ZM163 209V208H162ZM167 209H169V208H167ZM177 209V208H176ZM222 209V208H221ZM248 209V208H247ZM132 210V209H131ZM136 210V209H135ZM141 210V209H140ZM144 210V209H143ZM142 210V211H143ZM153 210V209H152ZM152 210H150V211H152ZM196 210V209H195ZM200 210V209H199ZM198 210V211H199ZM127 211V210H126ZM139 211V210H138ZM165 211V210H164ZM204 211H206V210H204ZM203 211V212H204ZM209 211V210H208ZM73 212V211H72ZM95 212V211H94ZM97 212H99L98 210H97ZM105 212H106V210H105ZM132 212V211H131ZM144 212V211H143ZM149 212V211H148ZM156 212H158V211H156ZM161 212V211H160ZM169 211H167V213H168ZM186 212V211H185ZM194 212V211H193ZM209 212H211V211H209ZM215 212V211H214ZM96 213V212H95ZM151 213H153V212H151ZM166 213V212H165ZM166 213V214H167ZM173 213V212H172ZM171 213V214H172ZM105 214H107V213H105ZM140 214V213H139ZM155 214V213H154ZM158 214V213H157ZM179 214V213H178ZM124 215V214H123ZM142 215V214H141ZM160 215V214H159ZM194 215V214H193ZM199 215V214H198ZM92 216V215H91ZM93 216H96V214L95 215H93ZM128 216H130V215H128ZM158 216V215H157ZM167 216H169V215H167ZM179 216V215H178ZM189 216V215H188ZM192 216V215H191ZM87 217V216H86ZM127 217V216H126ZM143 217V216H142ZM150 217V216H149ZM195 217V216H194ZM193 217V218H194ZM196 217H197V215H196ZM82 218V217H81ZM141 217H139V219H140ZM144 218V217H143ZM152 218H154V217H152ZM169 218V217H168ZM182 218V217H181ZM188 218V217H187ZM191 218V217H190ZM33 219V218H32ZM35 219V218H34ZM88 219V218H87ZM108 219V218H107ZM110 219V218H109ZM116 219V218H115ZM132 219V218H131ZM134 219V218H133ZM136 219V218H135ZM138 219V220H139ZM162 219V218H161ZM160 219V220H161ZM171 219H173V218H171ZM170 219V220H171ZM175 219V218H174ZM82 220V219H81ZM84 220V219H83ZM89 220V219H88ZM92 220V219H91ZM102 220V219H101ZM105 220V219H104ZM120 220V219H119ZM130 220V219H129ZM179 220H181V219H179ZM32 221V220H31ZM35 221V220H34ZM37 221V220H36ZM85 221V220H84ZM140 221H142V218H141V220ZM143 221H145V220H143ZM155 221V220H154ZM26 222H28V221H26ZM30 222V221H29ZM33 222V221H32ZM89 222V221H88ZM92 222V221H91ZM106 222V221H105ZM162 222H164V221H162ZM183 222V221H182ZM84 223V222H83ZM141 223V222H140ZM148 223V222H147ZM153 223V222H152ZM173 223V222H172ZM188 223V222H187ZM8 224V223H7ZM28 225H29V223H27ZM26 224V225H27ZM31 225H32V223H30ZM104 224V223H103ZM108 224V223H107ZM106 224V225H107ZM116 224H118L119 225V223H116ZM145 224H146V221H145ZM150 224V223H149ZM156 224V223H155ZM167 224V223H166ZM176 224V223H175ZM185 224V223H184ZM22 225H23V223H22ZM27 225V226H28ZM89 225H90V223H89ZM109 225V224H108ZM112 225V224H111ZM130 225V224H129ZM151 225V224H150ZM157 225V224H156ZM180 225V224H179ZM24 226V225H23ZM26 226V227H27ZM33 226V225H32ZM37 226V225H36ZM176 226V225H175ZM181 226V225H180ZM189 226V225H188ZM30 227L31 226H29V229H30ZM34 227V226H33ZM33 227H31V228H33ZM96 227V226H95ZM111 227V226H110ZM168 227V226H167ZM191 228H192V226H190ZM28 228V227H27ZM36 228V227H35ZM94 228V227H93ZM106 228H107V226H106ZM122 228V227H121ZM155 228V227H154ZM164 228V227H163ZM179 228H181V227H179ZM178 228V229H179ZM23 229V228H22ZM29 229H27V230H29ZM34 229V228H33ZM36 229H38V228H36ZM83 229V228H82ZM85 229V228H84ZM92 229V228H91ZM108 229V228H107ZM117 229V228H116ZM119 229V228H118ZM156 229V228H155ZM160 229V228H159ZM168 229V228H167ZM187 229H190V228H187ZM27 230H25V231H27ZM144 230V229H143ZM152 230V229H151ZM150 230V231H151ZM154 230V229H153ZM157 230H158V228H157ZM172 230V229H171ZM192 230V229H191ZM30 231V230H29ZM76 231V230H75ZM74 231V232H75ZM130 231V230H129ZM149 231V232H150ZM163 231V230H162ZM176 231H177V229H176ZM175 231V232H176ZM28 232V231H27ZM33 232V231H32ZM32 232H30V234L32 233ZM69 232V231H68ZM78 232V231H77ZM85 232V231H84ZM83 232V233H84ZM106 232V231H105ZM155 232V231H154ZM154 232H153V234H154ZM164 232V231H163ZM174 232V231H173ZM174 232V233H175ZM186 232H189V230L188 231H186ZM235 232V231H234ZM71 233V232H70ZM123 233H125V232H123ZM136 233V232H135ZM134 232H133V234H131V233H128V231H127V235H125L124 237H123V239L121 238V239H114L113 237H111V235L109 236V235H107L106 236V234L107 233H105V235L103 236V237H95V234H94V236H90V237H87V238H83L84 239V241H81L82 239H80V240H78V241H81V242H84L83 243V247L81 246V249L80 250H75V248H72L71 246L68 248V247H66V249H59V250H56L55 248V250L53 251V252H51V253H48L47 251H48V248L47 247H45L44 246V244L43 245H41V246H38L39 245V241L38 240H40L41 238H37L38 240H36L35 241V243L32 241V239H30L32 242L31 243H34V244H36L37 242H38V245H36V246H34V245H32V246H29L30 248H29V250H27V251H25L24 250V248L23 249H21V247H19L20 246V244L19 243H15V244H13V245H15L16 246V244H19V246L17 245L16 247H19L18 249L17 248H15L14 246V248L13 249H10V248H8V249H10L9 250V252H7L6 254V256L8 257V259L6 258V260H7V264H137L138 263V261H139V258H142V257H140V246L142 247V245H140L139 246V244L141 243V240H139V239H141V238H139V236H138V238H137V236L136 235H134L135 234ZM145 233V232H144ZM143 233V234H144ZM159 233H160V231H159ZM233 233V232H232ZM9 234V233H8ZM11 234V233H10ZM34 234V233H33ZM35 234H37V233H35ZM69 234V233H68ZM79 234V233H78ZM88 234V233H87ZM92 234V235H93ZM121 234V233H120ZM138 234V233H137ZM150 234V233H149ZM165 234V233H164ZM171 234V233H170ZM178 234H180V233H178ZM228 234H230V233H228ZM248 234V233H247ZM12 235V234H11ZM26 235H27V233H26ZM32 235V234H31ZM38 235V234H37ZM62 235V234H61ZM64 235V234H63ZM114 235V234H113ZM142 235V234H141ZM159 235V234H158ZM183 235V234H182ZM230 235H232V234H230ZM229 235V236H230ZM3 236H4V234H3ZM10 236V235H9ZM8 236V238H10ZM28 236V235H27ZM33 236V235H32ZM64 236H66V235H64ZM63 236V237H64ZM74 236V235H73ZM78 236V235H77ZM81 236H83V235H81ZM97 236V235H96ZM98 236H100V235H98ZM102 236V235H101ZM121 236H123V234L121 235ZM150 236V235H149ZM163 235L161 234V237H162ZM165 236H168V233L165 235ZM171 236V235H170ZM169 236V237H170ZM173 236V235H172ZM175 236H177V235H175ZM179 236H181V235H179ZM185 236V235H184ZM237 236V235H236ZM31 237V236H30ZM41 237H43V236H41ZM70 237V236H69ZM85 237V236H84ZM115 237H117V236H115ZM119 237V236H118ZM144 237V236H143ZM152 237V236H151ZM154 237H155V235H154ZM178 237V236H177ZM231 237V236H230ZM235 237V236H234ZM4 238V237H3ZM28 238V237H27ZM158 238V237H157ZM156 238V239H157ZM168 238V237H167ZM172 238V237H171ZM176 238V237H175ZM182 238H183V236H182ZM1 239V238H0ZM35 239V237L33 238V240ZM45 239V238H44ZM43 239V240H44ZM77 239H79V238H75V240L77 241ZM148 239V238H147ZM159 239H161L160 237H159ZM173 239V238H172ZM232 239H233V237H232ZM42 240V239H41ZM138 240L140 241V243L138 242ZM162 240V239H161ZM1 241V240H0ZM6 241V240H5ZM77 241V242H78ZM10 244H12V240L10 239ZM15 241H13V243H14ZM30 242V241H29ZM41 242H44V241H40V244H41ZM46 242H47V240H46ZM171 242V241H170ZM6 243H7V245H10L9 243H8V240L6 241ZM27 240H26V245H27ZM55 243V242H54ZM80 243V242H79ZM145 243V242H144ZM69 244V243H68ZM142 244V243H141ZM6 245V244H5ZM21 245H23L24 246V243L23 244H21ZM54 245V244H53ZM56 245H58V244H56ZM78 245H80V244H78ZM82 245V244H81ZM145 245V244H144ZM4 246V245H3ZM2 245H1V247H3ZM11 246V245H10ZM22 246V247H23ZM38 246V247H37ZM61 246V245H60ZM63 246V245H62ZM69 246V245H68ZM7 247V246H6ZM9 247V246H8ZM50 247V246H49ZM58 247V246H57ZM144 247V246H143ZM67 248H68V250H67ZM78 248H76V249H78ZM2 249V248H1ZM26 249V248H25ZM169 249V248H168ZM52 251V249L50 248L49 249V251ZM23 251V252H22ZM141 251H142V249H141ZM146 251V250H145ZM20 252V253H19ZM1 253V252H0ZM3 253V252H2ZM144 253V252H143ZM206 253V252H205ZM228 253H230V252H228ZM169 254V253H168ZM219 254V253H218ZM3 255H5L4 253L1 255V256H3ZM214 255V254H213ZM224 255V254H223ZM222 255V256H223ZM227 255V254H226ZM229 255V254H228ZM0 256V257H1ZM143 256V255H142ZM146 256V255H145ZM145 256H144V258H145ZM203 256V255H202ZM218 256V255H217ZM3 260V259H2ZM5 260V259H4ZM142 260H144V259H142ZM2 263H5V262H2ZM1 263V264H2ZM140 263V262H139ZM142 264V263H141Z\"/></svg>",
  "mask_w": 264,
  "mask_h": 264
}]
</instances>
